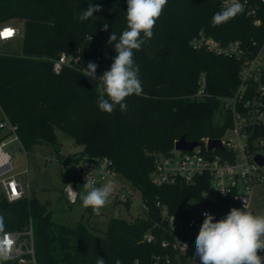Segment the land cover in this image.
<instances>
[{
    "label": "trees",
    "instance_id": "trees-1",
    "mask_svg": "<svg viewBox=\"0 0 264 264\" xmlns=\"http://www.w3.org/2000/svg\"><path fill=\"white\" fill-rule=\"evenodd\" d=\"M90 3L99 4L102 10L81 22L78 17ZM254 5L264 16L263 4ZM223 8L221 0H168L153 38L134 50L143 93L126 98V112L117 106L108 114L96 104L98 82L81 74V67L65 65L56 72L53 59L64 52L80 56L82 62L94 61L107 52L104 62L110 68L116 52L108 40L112 31L119 36L127 27L126 0H0V22L19 18L25 23L22 52L0 56V121L6 116L17 126L25 149L51 143L59 152L57 130L71 135L83 149L65 158L66 164L109 158L117 174L141 192L145 210L144 216L132 222L111 217L106 230L97 233L83 221L73 226L54 221L48 203L28 192L9 200L0 184V216L4 217L0 235L24 232L32 224L36 264H96L98 257L106 264L116 259L122 264H193L188 254L172 245L174 233L181 234L173 229L175 221L194 218L187 206L189 199L203 201L216 220L230 211L228 201L205 197V192L212 191L207 175L193 182L158 184L151 174L157 155L168 154L183 135L191 141L221 138L232 124L230 113L223 112L220 125L214 118L217 111H223L222 99L232 95L239 84L242 60L190 43L203 32L223 43L240 40L252 47L254 39H262L263 28L243 13L213 26V15ZM105 23L108 30L102 31ZM202 76L206 94L198 97ZM250 131L252 138L264 139V125L252 126ZM80 181V176L74 177L76 184ZM125 203L129 208L131 199ZM148 231L155 235L152 242L144 238ZM21 239L28 237L23 234ZM164 240L170 245L164 246ZM0 264L34 263L10 258L0 259Z\"/></svg>",
    "mask_w": 264,
    "mask_h": 264
},
{
    "label": "built area",
    "instance_id": "built-area-1",
    "mask_svg": "<svg viewBox=\"0 0 264 264\" xmlns=\"http://www.w3.org/2000/svg\"><path fill=\"white\" fill-rule=\"evenodd\" d=\"M228 2L229 0H221L223 7ZM240 2L244 4L242 13L253 17L254 24L257 26H262L261 40L254 39L252 47H248L240 40L223 43L200 32L190 43L194 48H207L216 54L242 60L237 88L232 95L222 99L223 112L230 113L232 117L231 126L219 138L224 149L209 148L211 137L202 138L199 145L192 150H179L174 146L168 154L159 153L157 155L151 176L158 184H173L178 180L193 182L200 176L207 175L211 181L212 191L204 193L206 198L216 200L223 197L227 199L230 208L239 209H243L245 201L248 211L264 215V196L254 205L255 188L260 185L264 186V165L255 160V155L261 153V148H264V139L252 138L250 131L252 126L264 125V16L259 14L258 8L254 5L255 2L262 3L264 10V0H240ZM19 20L21 19L12 18L0 22V44L24 37L25 31L22 32L16 25ZM6 30H10L11 34L5 35ZM8 53L10 52L0 50V56ZM104 61H108L107 52L103 57L86 62H82L80 56H69L63 52L53 59V67L56 72H59L65 65L81 67L84 70L89 62H95L98 65L96 77L99 78L105 71L110 70ZM205 84V77L202 76V86L196 96L202 97L206 94ZM0 128L11 132L9 135L11 137L0 141V184L7 198L12 201L28 192V185L17 177L19 173H10L13 170L11 151H14V146L12 142L18 141L20 144L21 142L16 133L17 126L12 124L6 116L0 121ZM228 132L233 133L238 141L234 142L232 138H228ZM69 166L70 178L66 185L71 184L74 191L65 186V193L71 205L78 200L79 187L83 186L86 175L90 174L96 186H99L101 180L108 177L113 178L117 174L107 157L82 159L69 163ZM75 176L81 177V181L77 184L74 182ZM122 196L127 197L124 193ZM195 202L202 205L200 215L194 216L189 222L176 220L173 228L181 234L174 233L172 245L183 253L189 249L195 250V238L205 218L203 213L212 214L211 209L203 201ZM163 212L166 214V208H163ZM23 234L27 235L28 240L21 239ZM186 236L190 239H186ZM144 238L152 242L155 235L152 231H148ZM170 243L164 240L162 244L168 246ZM10 258H18L23 263L36 264L32 224L24 232L5 231L0 235V259ZM167 262L170 263V259ZM135 264L139 263L135 262ZM154 264H158V261Z\"/></svg>",
    "mask_w": 264,
    "mask_h": 264
},
{
    "label": "clouds",
    "instance_id": "clouds-1",
    "mask_svg": "<svg viewBox=\"0 0 264 264\" xmlns=\"http://www.w3.org/2000/svg\"><path fill=\"white\" fill-rule=\"evenodd\" d=\"M126 29L119 35L112 31L108 44L114 45L116 56L110 66L99 78L96 77L98 65L89 62L81 74L97 81L100 94L96 104L100 111L111 114L117 106L120 111H127L126 98L141 95L143 85L140 79V67L134 61V50L138 51L154 36L153 29L163 13L168 0H126ZM99 4H88L78 19L83 22L101 11ZM244 11L240 0H229L226 6L212 17V25L218 26L235 18ZM102 31L108 30V24ZM92 36L90 37V41ZM66 187L73 190L72 185ZM84 192L80 195L82 204L91 208L97 215L110 203L116 190L114 181L96 186L90 174L85 176ZM74 191V190H73ZM222 194L224 192L220 191ZM244 201L243 209L231 208L228 214L216 220L213 214L203 213L204 220L195 238V256L199 264H264V215L248 211ZM4 226V217L0 216V229ZM187 247V245L185 244ZM96 264H106L98 257ZM114 264H122L116 259Z\"/></svg>",
    "mask_w": 264,
    "mask_h": 264
},
{
    "label": "rangeland",
    "instance_id": "rangeland-1",
    "mask_svg": "<svg viewBox=\"0 0 264 264\" xmlns=\"http://www.w3.org/2000/svg\"><path fill=\"white\" fill-rule=\"evenodd\" d=\"M16 25L22 32L25 31L23 20H19ZM22 47L23 38L0 44V50L8 52L21 53ZM214 121L217 125L222 124L224 121L223 111L219 110L215 113ZM6 132V129H1L0 137L4 136ZM57 137L61 144L59 152L51 143L34 144L25 149L18 141H13L14 151H11L13 170L10 172L20 173V180L28 185V193L37 196L42 202L48 203V209L52 212L54 221L72 226L83 221L92 228H96L97 233H102L106 230L111 217H122L132 222L136 217L145 215L141 192L133 189L130 182L120 174L101 180L100 185L109 180L114 181L116 190L110 198V203L100 210L99 215L94 213L91 208L83 206L80 199V195L84 192L83 186L79 187L78 200L71 205L65 193L70 166L64 162V159L80 152L83 145L60 129L57 130ZM227 137L232 138L234 142L238 141L231 132L227 133ZM260 151L264 156V148H261ZM123 193L127 197H123ZM262 196H264V186L260 185L254 191V205L261 201ZM128 197L131 199L129 208L125 203ZM187 206L192 210L194 216L200 215L202 205L197 204L195 200H187ZM186 254L193 264L199 263L195 256V250L189 249Z\"/></svg>",
    "mask_w": 264,
    "mask_h": 264
},
{
    "label": "water",
    "instance_id": "water-1",
    "mask_svg": "<svg viewBox=\"0 0 264 264\" xmlns=\"http://www.w3.org/2000/svg\"><path fill=\"white\" fill-rule=\"evenodd\" d=\"M200 141L198 140H188L185 135H183L180 139H178L175 142V148L179 150H192L195 146L199 145ZM209 148H217V149H224V146L221 143V140L219 138H211L209 141ZM255 160L261 164L264 165V156L261 153H257L255 155ZM175 218H172V221L174 222Z\"/></svg>",
    "mask_w": 264,
    "mask_h": 264
},
{
    "label": "snow or ice",
    "instance_id": "snow-or-ice-1",
    "mask_svg": "<svg viewBox=\"0 0 264 264\" xmlns=\"http://www.w3.org/2000/svg\"><path fill=\"white\" fill-rule=\"evenodd\" d=\"M11 31L10 30H6L5 35H10Z\"/></svg>",
    "mask_w": 264,
    "mask_h": 264
},
{
    "label": "crops",
    "instance_id": "crops-1",
    "mask_svg": "<svg viewBox=\"0 0 264 264\" xmlns=\"http://www.w3.org/2000/svg\"><path fill=\"white\" fill-rule=\"evenodd\" d=\"M6 130H7V129H6ZM7 132H8V130H7ZM7 132H6V133H7ZM19 176H20V173H19V174H18V176H17V177H18V179H20V178H19Z\"/></svg>",
    "mask_w": 264,
    "mask_h": 264
}]
</instances>
